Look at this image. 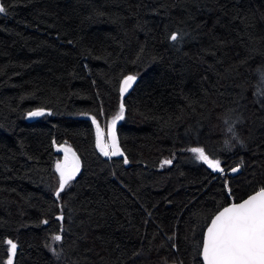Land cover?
Instances as JSON below:
<instances>
[{"label":"trees","instance_id":"obj_1","mask_svg":"<svg viewBox=\"0 0 264 264\" xmlns=\"http://www.w3.org/2000/svg\"><path fill=\"white\" fill-rule=\"evenodd\" d=\"M2 3L0 264L8 240L13 264H204L214 215L264 186V0ZM121 103L106 157L93 118ZM64 144L81 168L57 197Z\"/></svg>","mask_w":264,"mask_h":264},{"label":"snow or ice","instance_id":"obj_2","mask_svg":"<svg viewBox=\"0 0 264 264\" xmlns=\"http://www.w3.org/2000/svg\"><path fill=\"white\" fill-rule=\"evenodd\" d=\"M5 11L6 8L0 0V13ZM170 39L177 41L178 35L174 33ZM135 79L136 77L132 75L125 77L121 92H127ZM258 94L264 95V93ZM124 112V105L121 103L119 113L112 118L109 129L110 143L107 145L104 142L103 130L93 118L97 128V147L106 157L124 155L115 132L117 121L124 119ZM29 115L42 116L44 112L37 110L30 112ZM63 151L66 153L64 162L62 164L58 162L56 165L60 176L59 190L55 193L57 197L69 185V182L75 179L81 166L79 157L70 147L64 148ZM189 151L194 153L197 159L207 163L213 170L223 172L220 162L210 159L204 148L194 147ZM67 153H71V156ZM123 162L125 164L129 162L127 157ZM171 162V160H165L163 164H171ZM232 171H237V169H232ZM59 219H63V217L61 216ZM43 223H47V221L45 220ZM54 239L60 241L61 236L56 235ZM7 244L10 246L9 252L11 253L7 264H13L12 257L15 256L17 245L12 240H8ZM202 255L204 264H264V186L249 195L247 199L224 207L214 216L203 240Z\"/></svg>","mask_w":264,"mask_h":264},{"label":"rangeland","instance_id":"obj_3","mask_svg":"<svg viewBox=\"0 0 264 264\" xmlns=\"http://www.w3.org/2000/svg\"><path fill=\"white\" fill-rule=\"evenodd\" d=\"M112 121V120H111ZM111 121H110V123H109V125L106 127V129H102L103 130V135H104V141H105V143H106V145L108 144V143H110V141H109V129H110V126H111ZM121 120H118L117 121V123H116V125L120 122ZM116 127V126H115ZM70 146L69 145H66V144H64V145H61V146H59V148H58V150L61 152V159H59L57 162H56V165H57V163L59 162V163H63L64 162V157H65V155H66V153L63 151V149L64 148H69ZM71 149H72V151L73 152H75L74 151V149L72 148V147H70ZM76 154V153H75ZM67 155H69V156H71V153H67ZM77 155V154H76ZM80 160V159H79ZM80 165H81V162H80ZM80 168H81V166H80ZM58 174H59V172H58ZM78 174V173H77ZM76 174V175H77Z\"/></svg>","mask_w":264,"mask_h":264},{"label":"water","instance_id":"obj_4","mask_svg":"<svg viewBox=\"0 0 264 264\" xmlns=\"http://www.w3.org/2000/svg\"><path fill=\"white\" fill-rule=\"evenodd\" d=\"M132 85H133V84H132ZM130 88H131V87H130ZM130 88L128 89V91L130 90ZM128 91H127V92H123V94H124V95L127 94ZM39 110H42V109H39ZM35 111H37V110H35ZM43 112L45 113L44 110H43ZM28 117H29V119H36V118H38V117H40V116H30V115H29ZM116 137H117V134H116ZM109 141H110V138H109ZM104 142H105V141H104ZM105 144H106V143H105ZM254 193H255V192H254ZM254 193H253V194H254ZM245 199H247V198H245ZM238 203H239V202H238ZM228 206H229V205H227V206H225V207H228ZM222 210H223V208L220 209L219 211H222ZM219 211H218V212H219ZM218 212H217L216 214H218ZM216 214H215V215H216ZM215 215H214V216H215ZM213 218H214V217H213ZM213 218H212V219H213ZM210 223H211V222H210ZM210 223H209L208 226H210ZM207 228H208V227H207ZM207 228H206L205 234H206V232H207ZM204 237H205V235H204ZM202 259H203V255H202ZM203 262H204V260H203Z\"/></svg>","mask_w":264,"mask_h":264}]
</instances>
